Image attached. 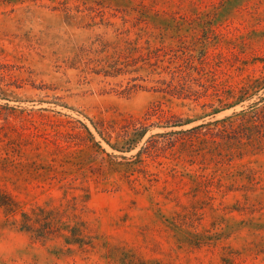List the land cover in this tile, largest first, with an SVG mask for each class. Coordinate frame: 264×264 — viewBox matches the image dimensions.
Wrapping results in <instances>:
<instances>
[{
    "label": "rangeland",
    "instance_id": "obj_1",
    "mask_svg": "<svg viewBox=\"0 0 264 264\" xmlns=\"http://www.w3.org/2000/svg\"><path fill=\"white\" fill-rule=\"evenodd\" d=\"M261 76L264 0H0V264H264Z\"/></svg>",
    "mask_w": 264,
    "mask_h": 264
},
{
    "label": "trees",
    "instance_id": "obj_2",
    "mask_svg": "<svg viewBox=\"0 0 264 264\" xmlns=\"http://www.w3.org/2000/svg\"><path fill=\"white\" fill-rule=\"evenodd\" d=\"M261 88H264V76H261L257 79H254V80H250L246 86L242 87L239 90V93H238L239 96L237 97V100H235V101H237L236 103H238V101H242V100L246 99L255 90H258ZM233 99H234V97H233ZM225 105H227V104H225ZM161 113L165 114L163 111ZM239 115L241 117H239L238 120H236V122H241L240 124H242V126L243 125H250L253 127H255V126L259 127V126H262L264 124V108L261 110H257V111H242L239 114H236V116H239ZM160 119H165L167 124L170 125L171 127H181V126H184L185 124L190 123V122H183V120H181V118L173 116V115L170 117L160 116ZM145 126H146V123H141L139 126L135 125L132 128V130H130L131 128H129V127L126 128L123 131V134L120 136L124 140V144H123L124 147H121L120 149H124L125 152L131 151L133 149V147L135 146V144H133V143H136L139 140V138H142L144 136V134L142 132V134L141 133L138 134V138L137 137L132 138V136H130L132 134L131 131L138 133L139 130L145 128ZM202 127H203V125L196 127V128H193L192 130H199V128H202ZM192 130H189V131H192ZM202 133H204V132H202ZM203 135H206V134H203ZM3 205H5L7 210L12 212V211H14L13 207L16 204H11V205L10 204H3ZM22 217H23V220H22L21 225H20L21 231H26V232H32V231L37 232V231H39V230H36L35 226H34L35 223H38L37 220H33L32 217L26 212H23ZM51 222L52 221L49 222L50 225H52ZM54 229L55 228L52 226L51 228H49V230L42 231L37 235H38V237L47 239L49 235H52V233H54V231H55ZM71 231H72V236H71V238H69L67 240V243L68 244L74 243L75 245H78V246L84 248V246L87 245V242H86V237L84 236V231L82 230V228L80 226L74 227V228H72Z\"/></svg>",
    "mask_w": 264,
    "mask_h": 264
}]
</instances>
